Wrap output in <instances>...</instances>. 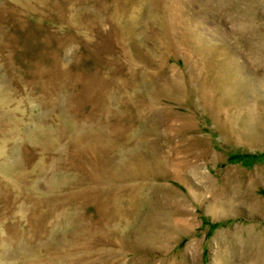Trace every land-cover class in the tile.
I'll use <instances>...</instances> for the list:
<instances>
[{"label":"rangeland","instance_id":"374dc122","mask_svg":"<svg viewBox=\"0 0 264 264\" xmlns=\"http://www.w3.org/2000/svg\"><path fill=\"white\" fill-rule=\"evenodd\" d=\"M261 1L0 0V264H264Z\"/></svg>","mask_w":264,"mask_h":264},{"label":"bare ground","instance_id":"6f19581e","mask_svg":"<svg viewBox=\"0 0 264 264\" xmlns=\"http://www.w3.org/2000/svg\"><path fill=\"white\" fill-rule=\"evenodd\" d=\"M257 8L258 9H262V8H264V1L262 2H260L258 5H257ZM258 9H257V11H258ZM264 10V9H263ZM259 12H263V11H259ZM103 140V139H102ZM67 155V154H66ZM62 161V160H61ZM126 165V164H125ZM174 167V169H176V170H185L186 168H188V166H191V167H193V170L195 171V172H197V173H199V168H200V165L196 162V163H186V161H183L180 157H176L175 158V162H174V165H173ZM121 167V166H120ZM136 168V167H135ZM137 169V168H136ZM121 170V169H120ZM121 173V172H120ZM134 175V176H133ZM132 176L133 177H136L137 175H136V173L134 172L133 174H132ZM67 182V181H66ZM203 184L205 185V184H207V183H204L203 182ZM209 184V183H208ZM216 187V191H218L217 193H220V187L219 186H215ZM218 197V196H217ZM243 203H245V202H243ZM248 204L253 208V209H255L256 211H259V210H263V208H262V206L264 205V203L263 202H260V201H258V199L257 198H252L251 200H248ZM145 206V205H144ZM143 206V207H144ZM68 217V216H67ZM56 218H57V220L59 221V225H62L61 223H63V222H66V217H62V216H60V214H57L56 215ZM61 218H63V220L61 219ZM78 223H80L79 222V220H74V223H73V225H78ZM47 225V224H46ZM45 225V226H46ZM57 225V224H56ZM151 224H147V225H145L144 226V228L142 229V231H141V235H142V238L145 240L144 241V248H146V250H148L149 248V250H152V249H159V248H157V247H155L154 245H156V243L158 242V232H157V229H156V227L154 226V228H151V226H150ZM58 226V225H57ZM50 227V226H49ZM59 227V226H58ZM41 228V227H40ZM54 228V227H53ZM35 229V228H34ZM38 231H41V230H36L35 232L33 231L32 233H30V234H33V235H31L32 236V238H36V236H41V235H39V232ZM173 232H175V228L174 227H167L166 228V245L167 244H170V243H172V241H173V238H172V233ZM62 233V232H61ZM30 236V237H31ZM14 239V238H13ZM13 239H10V241L11 242H13ZM9 241V242H10ZM16 241V240H15ZM32 241H34V240H32ZM10 242V243H11ZM9 243V244H10ZM2 244H3V242H2ZM8 244V245H9ZM143 245V244H142ZM4 246V245H3ZM154 246V247H153ZM5 247V246H4ZM3 247V248H4ZM7 248V247H6ZM8 250V249H7ZM48 250H50V248H48ZM5 252V251H4ZM97 253H98V251H97ZM117 256V255H116ZM123 260V259H122ZM143 260H146V259H143ZM167 260V259H166ZM161 261V264H173V262H171L170 260H167V261ZM127 261V260H126ZM134 261H136V260H134ZM139 261H140V259H139ZM147 262V261H146ZM118 263V262H117ZM134 262H132L131 264H133ZM138 263V262H137ZM145 263V262H144ZM157 263V262H156ZM155 263V261L154 262H152L151 264H156ZM182 263H184L183 261H181L180 260V262H179V264H182ZM116 264V263H115ZM135 264V263H134Z\"/></svg>","mask_w":264,"mask_h":264},{"label":"crops","instance_id":"0c3cea01","mask_svg":"<svg viewBox=\"0 0 264 264\" xmlns=\"http://www.w3.org/2000/svg\"><path fill=\"white\" fill-rule=\"evenodd\" d=\"M263 63H264V62H263ZM258 201L262 202L261 200H258Z\"/></svg>","mask_w":264,"mask_h":264}]
</instances>
